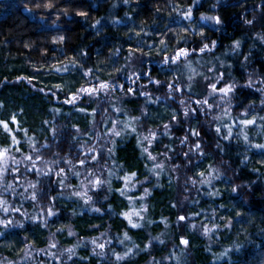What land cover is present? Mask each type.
I'll list each match as a JSON object with an SVG mask.
<instances>
[{
	"label": "clouds",
	"instance_id": "obj_1",
	"mask_svg": "<svg viewBox=\"0 0 264 264\" xmlns=\"http://www.w3.org/2000/svg\"><path fill=\"white\" fill-rule=\"evenodd\" d=\"M107 2L113 8L117 7V0H107ZM135 2L138 3V0ZM199 2L200 0H192L193 5ZM123 3L130 5L133 0H123ZM220 3L221 0H211L210 11H201L199 19L213 21L223 27L224 22L220 18L218 10ZM249 3L252 6L245 7ZM240 7L242 10L240 22L245 29L243 34L226 44L224 51L218 54H213L216 41H211V47L203 52L199 50L201 53L207 51V57L192 58L188 54L183 60H178L179 62L172 61L175 67L172 69L171 76L165 75L162 79L149 76L148 84H140V96L143 97V102L138 107V114L133 115L134 110L125 105L124 101L129 93L117 82L112 83L115 87L103 90L107 97V106L102 108L101 100H96V107L91 112V120L87 121L84 126L76 127L74 123L70 126L63 122L54 123L60 110L53 108L52 119L45 121L51 129V140L47 135L43 140H39L32 135L25 134L33 159L30 161L26 158L29 153H21L17 157L13 152L4 164L7 169L9 166L11 167L12 173L16 172L15 169L20 171L23 168V174L19 184L14 180H9L5 173L0 176V200L4 201L3 207L9 210L0 209V225L3 226V229L13 225L23 229L26 222L31 221L35 225L39 221L40 226L48 230L47 246L38 247L35 242H31L30 236L23 238V247H17L16 243L5 241L0 244V264H41L38 255L41 252L61 261V264H72L74 257H79L84 264H87L88 257H80L78 249L89 243L92 246L91 255L104 257L108 260V264H120V262L139 256L141 253H146L149 256L144 264H165L170 259H175L176 264H182V258H184L183 264H187V257L191 255V249L181 247L174 241L176 233L173 225H179V216L175 220H171L169 217L161 215L162 230L156 233L152 231V226L156 221L150 211L154 206L149 198L152 197L155 190H163L166 187L165 181H167L168 187L183 189L179 202L173 204V207L176 208L183 207L185 202L198 204L200 196L193 195V193L203 192L205 197H220L223 192L227 191L231 196L238 197L236 203H230L228 206L221 204L213 207L210 204L206 209L201 208L200 212L205 214V219L187 224L190 234L195 231L206 240L204 250L210 254V264H242L241 260L233 258V253L242 255L249 247L253 248L254 255L251 261L246 264H264V216L257 217L252 212L246 195L257 183L264 184V171H260L253 165L251 171L255 174V179L239 181L236 179L240 167L252 165L250 155L253 150H259L260 154H264V73H260L258 69L252 67L256 58L264 62V0H241ZM185 8L186 11L189 10L187 5ZM176 11L181 12L182 15H185L186 12L179 8ZM125 15H129V13H125ZM216 17L220 18L219 22ZM186 18L189 21L187 27L170 28L167 25L164 27L167 31L175 34L177 42L183 40L187 43L193 36L199 37L203 42L206 39L205 33L194 21L192 8L191 15ZM104 19L103 16L96 18L92 27L100 25ZM108 19L115 27L118 22L116 17ZM52 23L55 24L56 21H52ZM146 28V24H140V31H144ZM99 35L101 33L97 32V36ZM162 41L163 43H161ZM248 41L251 43L248 44L247 54L244 55L242 47ZM149 50L152 54L157 52L162 54L164 51H173L174 45L170 48L169 43L161 39L158 48L150 46ZM117 51L118 49H113L109 58ZM254 53H256L255 57ZM241 56H243L242 60L239 59ZM228 57H232V59H228ZM133 59V55L129 54L123 64L118 67L114 65L110 72H107L106 64L105 70L108 79L115 80V74L123 71L127 66L129 78L134 77L136 81H139L140 77L137 73L142 69L133 63ZM135 59L138 61L140 58L136 57ZM232 60H239L240 67L246 70L247 79L243 84L232 73ZM160 63L167 65L169 61L163 58ZM222 70H227V78ZM221 81L230 86L228 92H221L205 86L206 84H218ZM149 84H154L157 87L150 89ZM161 85H166V87L161 89ZM118 87L119 92L117 91ZM181 87L185 91H179ZM245 87L253 88L259 92V100L243 104V99L236 90ZM162 101L163 103H161ZM194 103L198 108H194ZM242 104L243 107H240ZM153 106H157L158 111H154ZM0 108H3L2 103H0ZM109 108L118 114L114 115L112 111H109ZM250 109H254L251 115ZM97 110H100L99 120H97ZM197 110L204 114V119L198 122L196 130L193 131L191 121L196 119ZM77 111L88 115L87 110L77 109ZM178 117H182L183 121L189 125L182 136H177L173 131L174 127H179L181 124V119ZM246 119L255 121L254 124L257 125L255 131L250 132L248 125L241 123ZM154 121L155 123H153ZM109 122L110 127L107 126ZM200 124H206L209 128L214 125L215 134L220 137L215 140L211 149L209 141L200 135ZM62 129L65 130L63 137L61 136ZM70 129H74V131ZM222 129L224 130L223 134H221ZM42 132V128L37 129V137ZM133 134L137 138L141 158L148 161L145 165L146 174L140 178H137L135 172H129L127 166L120 162L116 156L117 138L127 139ZM164 137L167 138V143L163 142L162 138ZM33 140L35 144L32 143ZM57 140L60 143H57ZM231 140H235L237 146L235 155L240 157L239 166L236 168L233 167L231 159L226 158L224 141ZM157 141L161 143V150H150ZM216 149L220 150L219 158L214 159L204 168L203 176L195 171H190L196 162H202L210 155V151L215 152ZM97 153H103V157H98ZM81 160L85 161L82 166H80ZM261 163H264V159L261 160ZM34 168L38 171L35 173V178L32 179L30 173ZM61 169L64 171L61 172ZM131 173H135V177L128 181L127 186L124 184L121 195L128 196V188L142 187V193L138 197L130 198L129 203L134 209H139L132 213L138 217L135 222L137 227L133 228L143 229L147 235L146 240L138 243L137 239L131 236L128 231L110 235L111 224L98 236L85 238L78 236L76 227L72 223L59 226L50 224L49 217L59 215L61 209L48 198L51 195L50 184L48 185L49 190L45 192V184L48 183L49 176L53 174L58 176L57 183L63 189L62 192L56 194V199L67 197L74 201V207L70 213L74 219L85 208L89 212L102 214L104 211L102 205L109 200L110 194L114 190L113 181L123 180ZM73 176L78 179L77 184H72ZM97 179L99 184H97ZM220 181H223L224 184L217 188L216 182ZM205 185L208 186L207 191H204L202 187ZM101 189H106V194L102 197L94 194ZM9 193L13 197H18L19 204L15 199H9ZM28 201L32 202L31 208L24 207ZM241 201L244 207H249V211L243 214L236 211L235 222L233 218L221 215L220 210L225 207H228L229 211H235L237 203ZM108 207L111 209L112 205L109 204ZM49 208L53 211L52 215L48 214ZM14 209H19L20 217L8 215V213H17ZM192 215L189 213V216ZM242 220L243 223H241ZM205 226H207V230H205ZM3 229H0V236L4 235ZM65 230L68 236L76 237L75 243L65 245L61 242L58 233H64ZM222 232L231 234V238L227 242L221 241L220 234ZM113 240L116 241L118 247L123 249L122 251L111 247ZM100 244L108 245L107 251L105 247H99ZM154 244L170 246L172 249L178 250V253L173 250L167 255L157 258L152 255ZM217 247L220 250L214 251ZM5 250L10 251L11 255H6Z\"/></svg>",
	"mask_w": 264,
	"mask_h": 264
},
{
	"label": "trees",
	"instance_id": "obj_2",
	"mask_svg": "<svg viewBox=\"0 0 264 264\" xmlns=\"http://www.w3.org/2000/svg\"><path fill=\"white\" fill-rule=\"evenodd\" d=\"M49 3L53 7H46ZM240 3L241 0H221L218 6L220 18L224 22L223 27H221L213 21L199 19L201 11H210L211 0H200L195 5H193L192 0H138V3L133 0L130 5L124 4L123 0H117V7L115 8L107 0H0V103L3 104V108H0V120H7L9 127L12 129V132L8 133L0 126V148L7 147L11 149L9 154L12 155L14 152L17 157L21 153L30 154L24 129L27 130L28 135H32L34 138L43 140L44 136L47 135L51 140V129L45 121L52 119L53 108L60 110V114L56 116L54 123L63 122L69 126L74 123L76 127L84 126L87 121L91 120V112L96 107V100H101L102 108L107 106L105 93L101 91L96 97L81 94V98L76 100L75 103H67L66 101L71 99V94L77 92L81 86L97 85L100 81L109 80L107 72H110L114 65L118 67L123 64L129 54L134 57L133 63L142 69L137 73L140 77L139 81H136L134 77L129 78L127 66H125L123 71L115 74V80L110 82H118L125 91L129 87L134 89V93H129L124 103L128 108L134 110L133 115L138 114V107L143 102V97L140 96V84H148L147 78L149 76L156 79H162L165 75L171 76L175 65L171 61L167 65L161 64L160 61L165 56L171 57L178 48H187L192 58L197 56L207 57L208 52L201 53L199 49L205 43L211 47V41H216L213 54H218L224 51L226 44L231 43L233 39L243 34L245 29L242 22H240L242 11ZM185 5L192 8L194 21L198 27L204 30L206 39L203 42L197 36H193L187 43L183 40L177 42L175 34L167 31L164 27L165 25L170 28L187 27L189 21L186 16L176 11L178 8L181 11H186ZM251 6V3L245 5V7ZM79 13H86V15H80ZM125 13H129V15H125ZM102 16L105 19L101 21L100 25L93 28L94 20ZM113 16L118 21L115 27L108 19ZM52 21H56V23L53 24ZM141 23L147 25L144 31H140ZM97 32H100L101 35L97 36ZM165 32L167 34H163ZM137 33H139V36H137ZM59 37H63V41H60ZM161 39L168 42L170 48L174 45V50L164 51L162 54L159 52L152 54L149 50L150 46L158 48ZM249 43L251 41L246 42L242 47L244 55L247 54ZM113 49H118V51L109 58V54ZM192 49H195V51H192ZM130 50L134 51L130 52ZM255 56L256 53H254ZM136 57L140 59L137 61ZM183 59L184 57L180 58V60ZM228 59H232V57H228ZM239 59L242 60L243 56ZM73 60L76 63L70 62ZM232 63L233 75L243 84L247 79L246 70L240 67L239 60H232ZM106 64L107 72L105 70ZM53 65L56 67H52ZM252 67L258 69L260 73H264V62H261L259 58L254 60ZM88 69H91L92 72L85 75ZM222 72L227 78V70H222ZM56 85H62V88H58ZM224 85V81H221L217 84V88L219 89ZM205 86L210 87L209 84ZM148 87L154 89L157 86L149 84ZM165 87L166 85L160 86L161 89ZM117 91L119 92V87ZM179 91L183 92L185 89L181 87ZM236 91L242 97L243 104L258 101L260 98L259 92L253 88H238ZM243 104L240 107H243ZM193 106L198 108L195 103ZM80 108L86 109L88 115L78 112L77 109ZM153 110L158 111L157 106H153ZM109 111H112L114 115L118 114L111 108H109ZM253 111L254 109H250V115ZM13 115H15L16 121L11 119ZM99 118L100 110H97V120ZM178 119H181V124L179 127H174L173 131L177 136H182L189 125L183 121L182 117H178ZM203 119L204 114L198 110L196 119L191 121V129L195 131L198 122ZM107 126L110 127V122ZM256 127V124L248 125L250 132L255 131ZM41 128L43 132L37 137V129ZM70 130L74 131V129ZM199 131L200 135L209 141L210 149L214 146L215 140L220 139L215 134L214 125L209 128L206 124H200ZM64 132L65 130L62 129V137ZM223 132L222 129L221 134ZM12 135L16 136L19 141L18 145L12 144ZM162 139L164 143H167L166 137ZM57 143H60V141L57 140ZM224 145L226 158L231 159L234 168L238 167L240 157L235 155L237 151L235 140L224 141ZM17 148L19 151H17ZM161 148V143L157 141L150 150L160 151ZM219 155V149H216L215 152L210 151V155L202 162H196L190 171L203 172L204 168L211 164L214 159L219 158ZM97 156L102 158L103 153H97ZM116 156L120 162L127 166L129 172L136 173L137 178L146 174L145 165L148 161L141 158L140 148L134 134L127 139L117 138ZM250 159L252 165L239 168L236 176L238 181L256 178L251 171L253 165L260 171H264V163H261L264 154H260L259 150H253ZM35 173L36 170L33 169L30 178L34 179ZM5 174L9 180H14L15 183L19 184L23 168L19 172L12 173L9 166ZM58 179L59 177L53 174L47 178L48 183L45 184V192L49 190L48 185H51V195L48 198L61 209L59 215L49 217L50 224L59 226L72 223L75 225L80 238L98 236L101 231L111 224L110 235L128 231L131 236L137 239L138 243L147 239L143 229L133 228L128 219L122 215L125 212L132 215L134 211H139L138 208L134 209L132 207L129 199L138 197L142 193V187L128 188V196H123L119 190L124 188V181L114 180V190L110 194L109 200L103 203L104 211L102 214L89 212L85 208L81 210L80 215L73 219L70 213L74 207V201L69 200L67 197L56 199V194L63 191L57 183ZM71 182L77 184L79 181L73 176ZM165 184L166 187L163 190H155L152 197L149 198L154 206L150 211L156 221L152 226V231L156 233L162 230L161 215L167 216L171 220H175L177 216H185L186 219L180 221L179 225H173L176 233L175 243L181 247L191 249V255L187 257V264H210V254L204 250L206 240L195 231L190 234L187 224L205 219V214L200 212L201 208L206 209L210 204L213 207L221 204L228 206L230 203H236L238 197L231 196L227 191L223 192L220 197H205L203 192L193 193V195L200 196L198 204L185 202L183 207L176 208L173 207V204L179 202L180 193L183 189L168 187L167 181H165ZM223 184V181L216 182V187H222ZM202 187L204 191L208 190V186ZM94 194L102 197L106 194V189H101ZM246 195L252 212L257 217L264 216V184L257 183L253 186L251 192L246 193ZM9 199H15L17 204L20 202L18 197H13L10 193ZM109 204L112 205L111 209L108 207ZM31 205L32 202L28 201L24 207L31 208ZM236 211L242 214L247 213L249 207H244L241 201L237 203L235 211H229L228 207L220 210L222 216H229L233 218L234 222ZM189 213L193 215L189 216ZM8 215L20 217V213H8ZM137 219L138 217L132 215L133 222H136ZM243 222L242 220L241 223ZM0 229H3L2 225H0ZM3 231L4 235L0 236V244L9 241L16 243L17 247H23V238L30 236L31 242H35L38 247L44 248L47 246L48 230L42 228L39 221L35 225L28 221L23 229L13 225L3 229ZM58 237L65 245L73 244L76 240V237L68 236L66 230L64 233H58ZM181 237L189 240V245L181 244ZM230 238L231 234L229 233L222 232L220 234L222 242H227ZM91 247L90 243L81 246L78 249L79 256H87V264H108V260L104 257L91 255ZM108 247V245L105 246L106 251ZM111 247H116L117 251L123 250L117 246L115 240H113ZM153 248L152 255L157 258L167 255L173 250L178 253V250L172 249L170 246L164 247L154 244ZM219 250L218 247L214 249V251ZM5 254L11 255V252L5 250ZM38 255L41 264H61V261L47 255L45 252ZM253 255L254 250L249 247L242 255L233 253V258L241 260L242 264H246V262L251 261ZM148 258V254L141 253L139 256L120 262V264H144ZM183 260L184 258H182V264ZM72 264H84V262L79 257H74ZM165 264H176V260L170 259Z\"/></svg>",
	"mask_w": 264,
	"mask_h": 264
},
{
	"label": "snow or ice",
	"instance_id": "obj_3",
	"mask_svg": "<svg viewBox=\"0 0 264 264\" xmlns=\"http://www.w3.org/2000/svg\"><path fill=\"white\" fill-rule=\"evenodd\" d=\"M46 7H53V5L51 3H49L48 5H46ZM80 15H86V13H79ZM188 15H191V7H189V10L185 12V16L187 17ZM216 20L217 22H219L220 18L219 17H216ZM63 37H59V40L60 41H63ZM163 43V41L161 42ZM214 43V42H213ZM210 47V45L208 44H204L199 50L200 51H204L205 49H208ZM131 51H134V50H130ZM189 54V50L187 48H178L174 55H172L171 57H168V56H165L164 59L165 60H168V61H178L180 60L181 57H185ZM71 63H76L75 60L73 61H70ZM52 67H56L55 65H53ZM64 70H67V69H64ZM92 70L91 69H88L86 72H85V75H89L91 74ZM25 79H29V78H25ZM31 82V81H30ZM134 82V81H133ZM56 87L58 88H62V85H56ZM110 87H115L114 84H112L110 82V80H106V81H100L97 85H89V86H81V88L77 91V92H74L71 94V99L67 100L66 102L67 103H75L76 100L80 99L81 98V94L83 95H87V96H93V95H98L101 91L103 90H107L109 89ZM120 87L123 88V86L121 85ZM169 87H171V85H169ZM211 88L213 89H216L218 91H221V92H228L230 90V86L229 85H224L223 87H220L219 89L217 88V84H212L210 85ZM127 92L128 93H134V89L129 87L127 89ZM196 103H199V101H196ZM80 111H86V109H79ZM198 111V110H197ZM11 119L13 121H16V117L15 115H13L11 117ZM254 120H243L241 121L242 124L244 125H251V124H254ZM0 126L3 127L4 131L5 132H8V133H11L12 132V129L9 127V123L7 120H0ZM25 132V134H27V130L24 129L23 130ZM55 130L53 129V132ZM194 131V130H193ZM117 135H119V133H117ZM33 144H35V141L33 140L32 141ZM12 144L14 145H18L19 144V141L17 140L16 136L15 135H12ZM17 151H19V149L17 148ZM10 158V154H9V148L7 147H3V148H0V176H3L4 173H6L8 171L7 168L4 167V164L6 163V161ZM28 160H32V156L29 154L27 157H26ZM85 163V161L81 160L80 161V164L83 165ZM36 171H38V169L34 168ZM16 172H19V169H15ZM61 172H63L64 170L61 169L60 170ZM199 175L203 176L204 173L201 172L199 173ZM135 177V173H131L129 176L127 177H124L123 178V181H124V184L125 186H127V183L129 180L133 179ZM97 184H99V180L97 179ZM121 193H123V189H120L119 190ZM4 205V201L0 200V209H3L4 211H9L7 208H4L3 207ZM14 211H16L17 213H19V209H14ZM48 214L49 215H52L53 214V211L51 208L48 209ZM239 214V213H237ZM122 215H124L127 219H128V222L129 224L132 226V227H137V225L135 224V222H133L132 220V215L125 212V213H122ZM178 219L180 221H184L186 219L185 216H179ZM205 230H207V226H205ZM182 244L184 245H189V240L187 239H184V238H181V241H180ZM99 247L101 248H104L105 245L103 244H100Z\"/></svg>",
	"mask_w": 264,
	"mask_h": 264
},
{
	"label": "rangeland",
	"instance_id": "obj_4",
	"mask_svg": "<svg viewBox=\"0 0 264 264\" xmlns=\"http://www.w3.org/2000/svg\"><path fill=\"white\" fill-rule=\"evenodd\" d=\"M181 238H184V237H181ZM185 239V238H184Z\"/></svg>",
	"mask_w": 264,
	"mask_h": 264
},
{
	"label": "flooded vegetation",
	"instance_id": "obj_5",
	"mask_svg": "<svg viewBox=\"0 0 264 264\" xmlns=\"http://www.w3.org/2000/svg\"><path fill=\"white\" fill-rule=\"evenodd\" d=\"M181 241V240H180ZM182 244V243H181ZM184 245V244H183Z\"/></svg>",
	"mask_w": 264,
	"mask_h": 264
},
{
	"label": "water",
	"instance_id": "obj_6",
	"mask_svg": "<svg viewBox=\"0 0 264 264\" xmlns=\"http://www.w3.org/2000/svg\"><path fill=\"white\" fill-rule=\"evenodd\" d=\"M180 240H181V238H180Z\"/></svg>",
	"mask_w": 264,
	"mask_h": 264
}]
</instances>
